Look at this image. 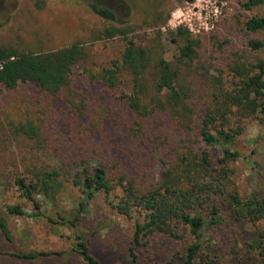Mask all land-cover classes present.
I'll list each match as a JSON object with an SVG mask.
<instances>
[{"label":"trees","instance_id":"obj_1","mask_svg":"<svg viewBox=\"0 0 264 264\" xmlns=\"http://www.w3.org/2000/svg\"><path fill=\"white\" fill-rule=\"evenodd\" d=\"M89 7L101 18L116 20L109 7L98 3ZM242 7L264 9V0H246ZM244 28L254 37L247 39L242 51L226 47L223 53L229 78L224 82L221 76L207 75L208 68L200 61L202 40L185 26L167 32L169 42L176 46L172 60L159 57L135 38H127L131 27H105L97 39L122 37L125 43L118 58L98 75L88 73L87 77L115 92L121 86V75L129 76L126 90H120L118 97L126 113L112 119V124L106 119L112 130L105 135H120L118 143L107 148L111 157L86 152L77 159L59 158L56 165L33 168L29 178L15 175L12 185L32 204L29 216H40L38 195L53 202L64 181H71L82 194L78 213L100 194L113 212L132 220L128 261L117 264L135 262L139 248L156 234L176 244L163 264H213L214 230L226 219L255 224L264 217V197H245L233 179L241 155L237 141L252 123L264 129V13L248 17ZM222 48L218 43V50ZM85 57L80 42L39 52L0 47V94L2 89L13 90L30 82L56 98L71 85L73 69ZM194 61L199 66L192 68ZM14 131L29 139L39 136L32 121L14 125ZM261 137L259 134L258 139ZM136 146L146 151L142 157L135 154ZM74 169L78 172L73 173ZM14 215L26 213L16 204L0 207V233L8 241L7 219ZM256 235L247 243L253 254L247 252L243 259L264 264V230ZM74 237L73 252L86 264H103L82 235ZM43 255L33 251L16 256L34 260Z\"/></svg>","mask_w":264,"mask_h":264},{"label":"rangeland","instance_id":"obj_2","mask_svg":"<svg viewBox=\"0 0 264 264\" xmlns=\"http://www.w3.org/2000/svg\"><path fill=\"white\" fill-rule=\"evenodd\" d=\"M245 1L197 0L195 4H186L176 0H0V47L39 52L80 42L86 52L85 60L73 69L71 85L56 98L30 82L20 83L13 90L2 89L0 207L16 204L26 215L8 217L10 240L0 233V264H86L72 251L75 234L82 235L101 263L128 261L126 251L132 220L113 212L100 194L78 213L82 194L71 181H64V188L55 201L49 202L41 195L36 197L40 216L33 217L29 216L32 204L19 195L12 185L13 177L29 178L33 168L56 165L59 158L77 159L86 152L92 156L103 152L111 157L107 148L116 146L120 135H105L112 130L106 125V119L115 120L126 113L118 97L120 90H126L129 76L121 75V86L115 92H108L100 83L88 80V73L98 75L112 59L118 58L125 43L122 37L97 39L105 27H131L133 30L127 38H135L159 57L163 55L166 60H172L176 46L169 42L167 32L178 25L185 26L202 40L200 61L207 66V75L221 76L226 82L229 73L224 50L228 47L242 51L247 39L254 37L245 31L244 22L254 14L264 13L261 7L246 10L242 7ZM90 3L109 7L116 20L94 14ZM212 5L218 6L220 13L216 17ZM218 43H222V50H218ZM197 64L194 61L191 67ZM25 121H32L38 127V139H29L14 131V125ZM130 126L132 123L127 127ZM259 134L263 136L260 140ZM136 147L135 154L142 157L146 151L142 146ZM236 147L241 154L233 175L238 189L245 197L252 194L264 197V129L252 123ZM76 172L74 169L73 173ZM261 230H264V217L255 224H237L226 219L213 232V264H257L243 256L253 254L248 252L247 243ZM175 249L172 240L156 234L139 248L137 260L130 264H163ZM33 251L45 255L34 260L16 256Z\"/></svg>","mask_w":264,"mask_h":264},{"label":"built area","instance_id":"obj_3","mask_svg":"<svg viewBox=\"0 0 264 264\" xmlns=\"http://www.w3.org/2000/svg\"><path fill=\"white\" fill-rule=\"evenodd\" d=\"M197 0H194L193 2H185L186 4H195L194 2H196ZM213 6V9H212V11H213V14H215L214 15V17H216L217 16V13L219 12V9H218V6H215V8H214V5H212ZM214 11L216 12V13H214ZM220 13V12H219ZM178 26H180V25H178ZM1 68H2V62L0 61V70H1Z\"/></svg>","mask_w":264,"mask_h":264}]
</instances>
